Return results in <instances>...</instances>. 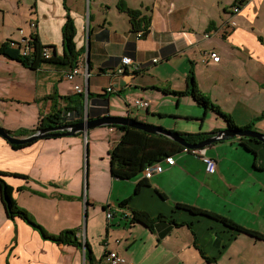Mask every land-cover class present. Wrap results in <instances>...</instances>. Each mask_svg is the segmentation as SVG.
<instances>
[{
    "label": "crops",
    "instance_id": "1",
    "mask_svg": "<svg viewBox=\"0 0 264 264\" xmlns=\"http://www.w3.org/2000/svg\"><path fill=\"white\" fill-rule=\"evenodd\" d=\"M119 1L148 19L145 33L133 31L129 17L117 9ZM238 1L242 0H91L87 11L86 0H31L29 7L24 0H0V34L5 28L17 34L12 35L13 40L1 34L0 42L20 40V45H28L36 31L40 42L54 46L57 56L62 57V27L70 15L76 49L87 46L90 62L87 69L80 57L79 73L63 84L68 80L66 66L42 65L33 71L0 55V105L12 100L38 106L28 111L13 108L22 118L29 115L25 122L31 124L17 122L4 127L9 131L17 127L33 129L40 115L47 114L51 107L48 101L35 103L37 99L55 89L59 96L88 89L92 97L84 101L86 119L128 117L190 134L194 128L179 127L180 122L209 118L214 125L207 123L205 128L201 124L199 133L225 130V123L215 113L203 110L200 118L202 109L192 99L190 104L181 99L186 96L176 98L164 92L183 91L191 68L198 88L224 113L233 119L235 114L246 123L254 120L264 111V0H243L241 10L233 14ZM25 23L29 27L34 23L35 30L25 29ZM211 53L217 61L209 57ZM123 57L144 65L143 69L137 74L128 70L118 74ZM154 59L158 62L152 63ZM85 69L89 71L87 76ZM204 76L209 84L203 83ZM62 86L67 93L61 92ZM108 87L113 92L106 101L95 96ZM113 95L124 101L126 112ZM225 97L230 107L223 106ZM139 98L148 101L146 108L133 106ZM189 106L193 107L191 112H185L184 107ZM2 113L6 110H0ZM253 131L264 133V120L255 123ZM119 138L117 130L99 127L79 136L41 139L14 150L0 137V171L28 177L5 179L14 189L17 204L50 234L75 229L82 244L78 248L43 240L21 219H8L0 205V264H106L105 252H115L127 260L126 256L135 257L129 251L136 248L143 253L138 256V264H264L263 241L245 234L231 238L220 224L175 209L176 204L193 206L264 236L262 145L253 146L260 170L252 169L251 158L238 148L235 137L204 149L216 161L214 173L205 172L197 155L183 153L173 165L162 163V172L151 174L146 178L148 187L134 194L139 178L121 181L110 174L109 152ZM125 200L127 204L120 207ZM108 211L112 212L110 220L106 218ZM132 211L166 219L155 221L148 229L130 223ZM171 221L187 225L177 227ZM99 241L102 249L96 245ZM85 242L92 263L86 259Z\"/></svg>",
    "mask_w": 264,
    "mask_h": 264
},
{
    "label": "trees",
    "instance_id": "2",
    "mask_svg": "<svg viewBox=\"0 0 264 264\" xmlns=\"http://www.w3.org/2000/svg\"><path fill=\"white\" fill-rule=\"evenodd\" d=\"M242 1H238L236 5L239 11L242 8ZM117 9L125 13L131 22L133 31H142L146 32L148 27V19H144L139 13L138 10L129 8L122 1L117 3ZM238 11V12H239ZM236 12V13H238ZM232 13V12H231ZM234 13V14H236ZM35 30V28L33 29ZM75 26L73 20L70 18V15H67L65 24L62 27V39H63V49L64 53L62 57H58L54 46L44 45L40 42L39 37L36 31L30 35L28 41L29 52L26 55H23L21 50L22 46L20 43H15L13 41H7L0 43V55L7 60L16 62L22 67L29 70H37L42 65H51V66H66L69 68L68 72L76 69L78 67V60L81 57L83 62L87 63V68H90V62L86 61L87 46H83L80 50L76 49L75 46ZM14 44L12 46L11 44ZM48 52L49 57L44 58V53ZM142 70V69H141ZM66 72V73H68ZM140 72V71H139ZM139 72H134L137 74ZM264 88V85H262ZM170 95L175 96L176 98H181L183 96L190 97L196 106L204 111H211L217 115L225 123L226 129L234 132H243V131H253L254 125L257 122L264 120V111L257 116L254 120H250L246 126H238L231 115L224 113L221 109L212 103V101L205 96V94L198 88L196 83V78L193 69L191 68L186 76V88L184 91H164ZM112 92H105L103 94H97L96 97L103 98L106 101L107 95ZM92 97V94L87 93L86 96L82 92L75 93L70 96H59L56 89L53 90V93L43 97L42 99H37L35 103H42L49 101L51 103L50 111L47 114H41L36 126L33 129H17L15 131H9L14 137L23 138L29 135L34 134L37 130L43 129L46 127H57L65 124L64 116L67 112L74 113L78 116V119L75 120V123L83 121V110H84V101ZM65 102L69 106H60L59 103ZM67 125V124H66ZM108 128H113L120 133V138L117 144H115L110 152V174L113 178L121 181H132L138 179V182L135 186L134 194H137L143 187H148V180L142 176V171L151 165H157L165 163V159L171 157L175 159L176 156L182 155L183 151L186 149L180 144L170 140L169 138L162 135H150L144 131L127 127V126H108ZM225 129V130H226ZM219 132V131H217ZM216 133V132H215ZM81 133H77L74 136H79ZM187 144H196L206 140L211 133H197V134H182L177 133ZM57 138V137H48ZM235 138V137H234ZM238 138V148L244 152L252 160V169L260 170L256 166L257 153L254 150V145L264 144L256 139L246 138V137H237ZM233 138H229L230 140ZM35 142L10 145L14 150H20L27 148L33 145ZM222 142V141H219ZM214 160V159H213ZM216 162V161H215ZM7 177H19L22 179H28L25 175L6 173L0 171V199L3 205L5 214L8 219L14 220L19 218L24 221L27 225L37 231L40 237L43 240L50 241L57 245H72L80 248L82 246L81 242L76 236L77 231L74 230H63L58 234L48 233L40 224L36 223L33 218L27 213L26 210L21 208L13 197L14 189L13 187L6 182ZM159 196L162 197L161 194ZM127 204V201H123L119 204L120 207H123ZM176 210L183 211L189 216L198 219L211 220L220 224L227 232L230 233L231 238H235L238 235L245 234L249 237L264 242V236L258 232L250 231L239 224L212 212L202 210L193 206L176 204ZM165 217L158 216L156 218H150L146 213L132 211L130 215V223H138L148 229H152V224L155 221L165 220ZM172 222V221H171ZM174 226L181 227L187 225L186 223L176 224L172 222ZM86 249V259L89 263H92L91 253L88 249L87 243L85 242ZM200 255L207 261H210L206 258L201 250H199ZM108 252L104 253L103 259Z\"/></svg>",
    "mask_w": 264,
    "mask_h": 264
},
{
    "label": "water",
    "instance_id": "3",
    "mask_svg": "<svg viewBox=\"0 0 264 264\" xmlns=\"http://www.w3.org/2000/svg\"><path fill=\"white\" fill-rule=\"evenodd\" d=\"M86 61H89V52L87 48ZM87 67V63H86ZM88 69V68H87ZM89 71L86 70V75ZM88 89H86V94ZM108 126H127L135 128L150 135H162L170 140L180 144L187 150H198L205 149L211 144H214L219 141H225L229 138L234 137H246L256 139L264 144V133L258 131H243V132H234L228 129L213 132L211 135L204 141L196 144H187L182 137H180L176 132H172L162 127L151 125L145 122L138 121L136 119L128 117H114L110 115H104L95 119H86L78 123H72L57 127H46L43 129L37 130L34 134L27 137L18 138L14 137L8 130L0 126V137L4 139L7 143L11 145L26 144L32 143L41 139H46L48 137H60V136H74L77 133H87L89 130L99 127H108ZM86 213L83 214V224L85 225Z\"/></svg>",
    "mask_w": 264,
    "mask_h": 264
},
{
    "label": "rangeland",
    "instance_id": "4",
    "mask_svg": "<svg viewBox=\"0 0 264 264\" xmlns=\"http://www.w3.org/2000/svg\"><path fill=\"white\" fill-rule=\"evenodd\" d=\"M29 1H31V0H24V4H26V6L27 7H29ZM90 4H91V0H86V9H87V11H89V6H90ZM12 12H15V11H12ZM11 13V12H10ZM8 16V15H7ZM7 16H6V18H7ZM7 20H9V18H7ZM24 27H25V29H27L28 31H30L31 29H30V27L28 26V24H24ZM1 34H3L4 35V39H11V40H13L12 39V35H15L16 37H17V34L15 33V31H12V30H9V29H3L2 31H1ZM0 34V35H1ZM234 38H235V36H234ZM232 40H233V38H232ZM232 40H230V42H236L237 40H234V41H232ZM15 41H17V42H19L20 43V40L18 41V40H15ZM0 43H2V42H0ZM201 74V76H203V72H201L200 73ZM200 76V77H201ZM205 77H207V76H204L203 77V83H205V84H209V82H207V80H206V78ZM69 81H71V80H64L63 81V84H66V83H68ZM176 82H178V81H176ZM5 83H6V85H7V87L8 86H10V82L8 81V80H6L5 79ZM177 84H179V83H177ZM9 89V88H8ZM200 89V88H199ZM10 90V89H9ZM183 91L185 90V88H183L182 89ZM16 92H18V93H16ZM61 92L62 93H67L68 92V90H65V87L64 86H62V90H61ZM14 93H16V94H18V95H22V96H24V94L22 93V92H20V91H17V90H15L14 91ZM66 96V95H65ZM113 99L116 101H118V103H119V105L120 106H122V110L124 111V112H126L127 111V106L125 105V103H124V101H122V100H120V99H118L117 98V96L116 95H113ZM182 100H184L185 102L187 101V102H189L190 104L192 103V101H191V98L190 97H188V96H186V97H183V98H181ZM220 102V101H219ZM222 102V101H221ZM212 103L213 104H215L216 105V103H214L213 101H212ZM30 105V106H29ZM35 105V106H34ZM47 105H48V107H49V105H51V103L48 101V103H47ZM225 105H227V106H231V105H229V100L225 97V101H223V106H225ZM131 106V105H130ZM218 106V105H217ZM20 108V110L21 109H25L26 111H28L27 109L29 108V107H31V108H33V110H35V109H38V106L36 105V104H29V103H22V104H20V103H16V101H14V102H12V100H9V101H6L5 102V105H3V106H1L0 105V110H1V112L2 111H5L6 110V113H2V114H0V116H1V118H0V126L1 127H3L4 129H6L7 127H4L5 125L4 124H6V125H8V127L10 128V127H12L14 124H16L17 122H21L22 124H24L25 125V120H29L30 119V116L29 115H26V116H24L23 118H22V116L21 115H19L20 113H15L14 112V109H16V108ZM223 112H225L224 110H223V108H221L220 106H218ZM3 108V109H2ZM14 108V109H13ZM185 109V112H191V110H192V108L193 107H191V106H189V108H186V107H184ZM183 111V110H182ZM202 112H200V118H201V116L203 115V109L201 110ZM14 112V113H13ZM41 113V112H40ZM23 114V113H22ZM192 114V113H191ZM40 115V114H39ZM234 116V121H235V123L238 125V126H240V127H244V126H246V122L243 120H238L237 119V117H236V115L234 114L233 115ZM18 117L19 118H22V119H19L18 120ZM232 117V116H231ZM188 120V119H187ZM187 120H183V122H180L179 124V127H192V129L194 128V130H193V132L194 133H199V132H201V131H199L200 130V125L201 124H203L204 126L206 125V127L205 128H207V123H210V124H212V125H214V122L213 121H209V118H207L206 120H204V119H193V120H188V122H187ZM252 120V119H251ZM169 121H170V119H169ZM174 121L175 120H171L170 122L171 123H174ZM29 124H31V121H29L28 123H26V125H29ZM219 124V123H218ZM166 126V125H165ZM18 128H20V127H17V129ZM6 130H8V129H6ZM9 131V130H8ZM194 133H190V134H194ZM189 134V133H188ZM178 157H180V155L179 156H176L175 157V159H178ZM0 205H2L1 204V201H0ZM104 237V235H102V240L104 239L103 238ZM229 237H230V235H229ZM101 240V241H102ZM101 241H99V243L98 242H96V245L97 246H99L100 245V247H101V249H102V246H101ZM96 250V252H97V249H95ZM197 250V249H196ZM131 251H133L134 252V254H135V257L133 258V257H131V258H129L128 256H126L125 258L127 259L126 260V262L127 263H133V264H138L137 263V259H138V256H143V253H142V251H140V249H131L129 252H131ZM198 252H199V250H197ZM109 252V251H108ZM199 254H200V252H199ZM137 256V257H136ZM197 256H198V254H197ZM128 258H129V261H128ZM132 261V262H131ZM106 264H108V263H106Z\"/></svg>",
    "mask_w": 264,
    "mask_h": 264
},
{
    "label": "built area",
    "instance_id": "5",
    "mask_svg": "<svg viewBox=\"0 0 264 264\" xmlns=\"http://www.w3.org/2000/svg\"><path fill=\"white\" fill-rule=\"evenodd\" d=\"M239 9L237 7H234L232 8V13H236L238 12ZM30 27L32 29L35 28V24L34 23H31L30 24ZM23 43H25L23 41ZM12 46H14V44L12 43L11 44ZM22 46V54L23 55H26L28 52H29V48H28V45L25 43V45H21ZM44 58H48L49 57V54L48 52H45L44 53ZM209 57L211 59H214L217 61V57H215V55H213L212 53L209 54ZM158 61L156 59L152 60V63H157ZM120 63H121V68H119L117 70V73L118 74H122V73H125L126 70L128 71H131L132 73L134 72H139L141 71V69H143L144 65H140L139 63L137 62H134L132 61L130 58L128 57H123L121 60H120ZM80 71V67L78 66L76 69H73L71 71H69L68 73L65 74V78L70 80L73 76L77 75ZM84 75H86V69L84 70ZM79 92H83L82 90H78ZM105 92H113V89L111 87H108L107 89L104 90ZM84 94L86 95V91L84 92ZM148 101L147 100H144L142 98H139V99H136L134 102H133V106L135 108H138V109H142V108H146L148 106ZM64 116V121H65V124H71V123H74L76 122L75 120L78 119V116H76L74 113H70V112H67ZM83 120H86V118L84 117ZM183 153H192V154H195L197 155L198 157H200L201 161L203 162L204 164V167H205V172L207 174H212L215 172V169H216V162L215 160H213L212 158L208 157L206 154H205V151L204 149H200V150H185L183 151ZM165 163H168L170 165H173L175 162H174V159H172L171 157L169 158H166L165 159ZM162 172V166L161 164H157V165H151V166H148L146 167L143 171H142V176L145 177V178H148L151 174L153 173H160ZM106 218L107 220H110L112 218V212L111 211H108L107 212V215H106ZM105 262L108 263V264H133V263H127L126 260L119 256L117 253L115 252H112V251H109L107 253V255L105 256Z\"/></svg>",
    "mask_w": 264,
    "mask_h": 264
},
{
    "label": "clouds",
    "instance_id": "6",
    "mask_svg": "<svg viewBox=\"0 0 264 264\" xmlns=\"http://www.w3.org/2000/svg\"><path fill=\"white\" fill-rule=\"evenodd\" d=\"M75 123V122H74ZM72 124V123H71ZM198 150H200V149H198Z\"/></svg>",
    "mask_w": 264,
    "mask_h": 264
},
{
    "label": "flooded vegetation",
    "instance_id": "7",
    "mask_svg": "<svg viewBox=\"0 0 264 264\" xmlns=\"http://www.w3.org/2000/svg\"><path fill=\"white\" fill-rule=\"evenodd\" d=\"M64 125H66V124H64Z\"/></svg>",
    "mask_w": 264,
    "mask_h": 264
}]
</instances>
